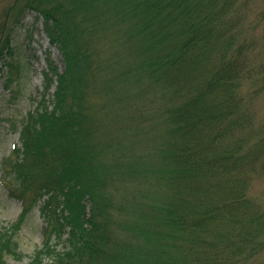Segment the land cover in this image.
I'll use <instances>...</instances> for the list:
<instances>
[{
  "label": "trees",
  "instance_id": "16d2710c",
  "mask_svg": "<svg viewBox=\"0 0 264 264\" xmlns=\"http://www.w3.org/2000/svg\"><path fill=\"white\" fill-rule=\"evenodd\" d=\"M255 8L256 0H0V81L21 73L12 44L31 13L64 65L47 58L46 92L21 131L9 194L24 209L0 232V264L23 259L15 238L46 196L50 224L29 264H264V208L250 196L264 176V118L257 91H243L264 78L263 39L248 22ZM92 94L104 101L99 120ZM140 101L148 106L139 113L159 115L153 151L113 157L111 172L149 186L131 218L91 134L106 118L122 130L118 115ZM103 138L107 157L113 138Z\"/></svg>",
  "mask_w": 264,
  "mask_h": 264
},
{
  "label": "rangeland",
  "instance_id": "374dc122",
  "mask_svg": "<svg viewBox=\"0 0 264 264\" xmlns=\"http://www.w3.org/2000/svg\"><path fill=\"white\" fill-rule=\"evenodd\" d=\"M256 7L255 10H250L248 22L251 25L250 32L263 39L259 54L264 56V24L256 21L258 12L262 8L259 0H256ZM15 37L17 38H14L12 45L21 61V73L13 71L12 79L9 81H6L8 77L6 73V76H3L0 81V232L11 230L24 209V205L18 197L19 193L14 191L15 194L13 193L12 196L9 194L10 188L15 186V182L13 183V178H15L13 162L17 156L15 151L22 144L21 131L25 120L30 112L37 109L42 95L46 92L44 72L48 65L47 58L49 57L54 61L61 70L64 69L61 53L58 48L51 46L49 38L44 32L43 21L37 19L36 13H31L25 18L22 27L17 28ZM54 91L55 87L51 89L50 94ZM243 91L246 95L253 91L258 92L254 97L255 110L257 117L263 119L264 78L246 82ZM92 96L93 94L91 98ZM92 101L95 102L94 117L99 120L101 113L98 107H101L104 101L96 97H93ZM139 104L138 108L134 107L131 111L118 115L122 121L127 119V123L122 130H120V125H114L111 119L106 118L100 122L98 129L94 128L92 131V144L100 151V158L102 163L106 165L110 177H113L112 167L116 163L113 157L127 155V157L133 159L136 156L147 154L146 157L149 158L150 153L153 151L150 142L152 135L149 132L152 133L157 130L159 115L153 114V111L145 114L139 113L140 110L148 106V103L140 101ZM148 125H150V128L144 130ZM110 137L113 138V141L107 149L106 157L105 151L97 147L101 138ZM119 139L123 140L124 153L116 148ZM95 141L96 143H94ZM142 184L140 177L134 179L132 176L130 178L117 176L110 179V187L113 188L115 194L114 201L126 200L125 202L129 203L127 211L131 214V218L137 205L142 201L147 202L148 199L145 192L149 186ZM30 195H27V199L31 197ZM250 196L255 198L264 208V176L254 178ZM46 200H48V196L33 208L15 238L19 245L18 252L23 254V259L6 256L5 261L8 264H29L34 253L42 248L44 230L50 224L48 214L43 210ZM65 247L66 242H63L58 249L62 250Z\"/></svg>",
  "mask_w": 264,
  "mask_h": 264
}]
</instances>
